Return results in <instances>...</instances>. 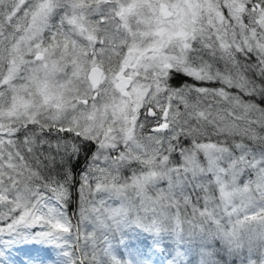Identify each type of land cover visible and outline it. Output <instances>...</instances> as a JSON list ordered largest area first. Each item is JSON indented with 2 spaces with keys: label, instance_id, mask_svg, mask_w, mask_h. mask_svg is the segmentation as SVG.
<instances>
[{
  "label": "snow or ice",
  "instance_id": "1",
  "mask_svg": "<svg viewBox=\"0 0 264 264\" xmlns=\"http://www.w3.org/2000/svg\"><path fill=\"white\" fill-rule=\"evenodd\" d=\"M21 250L264 264V0H0V264Z\"/></svg>",
  "mask_w": 264,
  "mask_h": 264
},
{
  "label": "trees",
  "instance_id": "2",
  "mask_svg": "<svg viewBox=\"0 0 264 264\" xmlns=\"http://www.w3.org/2000/svg\"><path fill=\"white\" fill-rule=\"evenodd\" d=\"M16 252H17V251H14V252L12 253V258H13V257H17V256H16ZM22 252H23V256H22V257H24V258L26 259V262H25L26 264H27V262L29 261L30 256L35 255L34 252H29L28 250H22ZM22 257H17V259L20 260V261L22 262V261H23ZM53 258H55V257H53ZM45 264H53V261H51V260H47V261H45Z\"/></svg>",
  "mask_w": 264,
  "mask_h": 264
},
{
  "label": "rangeland",
  "instance_id": "3",
  "mask_svg": "<svg viewBox=\"0 0 264 264\" xmlns=\"http://www.w3.org/2000/svg\"><path fill=\"white\" fill-rule=\"evenodd\" d=\"M52 255H53V257H55L56 254L53 253ZM16 256H17V257H22V256H23V252H22V250H21V251H17V252H16ZM17 257H13V258H12V264H26V263H25V262H26V259H25L24 257H22V259H23L22 262H21L20 260H18ZM153 259H155V257H153Z\"/></svg>",
  "mask_w": 264,
  "mask_h": 264
}]
</instances>
